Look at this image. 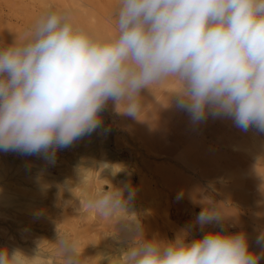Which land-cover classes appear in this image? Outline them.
<instances>
[{"label": "clouds", "instance_id": "1", "mask_svg": "<svg viewBox=\"0 0 264 264\" xmlns=\"http://www.w3.org/2000/svg\"><path fill=\"white\" fill-rule=\"evenodd\" d=\"M115 20V33L105 35L49 7L23 36L0 42V151L54 159L100 127L109 101L139 118L141 91L172 78L175 105L193 123L229 118L264 133V0H118ZM135 194L130 185L89 193L87 206L102 218L119 214L116 232L130 234L108 264H258L244 231L190 240L184 228L170 240L147 238L128 211ZM84 209L80 200L78 215ZM223 219L208 200L195 223ZM56 244L64 264H82L77 238L59 233ZM27 259L0 249V264Z\"/></svg>", "mask_w": 264, "mask_h": 264}, {"label": "rangeland", "instance_id": "2", "mask_svg": "<svg viewBox=\"0 0 264 264\" xmlns=\"http://www.w3.org/2000/svg\"><path fill=\"white\" fill-rule=\"evenodd\" d=\"M117 3L0 0V42L7 45L23 36L49 7L67 10L78 24L112 35ZM178 86L172 78L153 85L154 92L143 89L139 118L118 112L112 101L107 103L102 112L113 127L109 148L116 154L105 158L102 167H97L99 155L91 150L95 139L87 138L92 134L66 147L63 159L56 153L54 159H62L64 165H54L43 155L19 152L17 157L21 155L24 162L6 160L8 165L0 158L4 179L10 175L24 182L23 193L13 192L7 201L0 196V249L15 250L3 242L17 247L30 258L25 264H64L56 242L59 233H67L79 241L82 264H108L109 256L129 245L130 234L116 232L121 227L120 222L116 225L119 214L102 218L89 208V193L130 185L136 194L128 211L147 238L170 240L184 228L189 230L190 240L208 231H244L250 251L260 256L258 264H264V239H257L264 232V139L253 141L251 129L255 128L243 131L229 118L209 116L193 123L189 114L175 105L171 92ZM112 165L118 168L112 169ZM38 166L59 177H44ZM178 193L182 198H177ZM21 200L24 206L18 208ZM80 200L85 209L78 215ZM208 200L224 219L201 228L195 219Z\"/></svg>", "mask_w": 264, "mask_h": 264}, {"label": "bare ground", "instance_id": "3", "mask_svg": "<svg viewBox=\"0 0 264 264\" xmlns=\"http://www.w3.org/2000/svg\"><path fill=\"white\" fill-rule=\"evenodd\" d=\"M77 6H79V4L77 5ZM79 17V16H78ZM105 109V108H104ZM104 111V110H103ZM104 114H106V113H103V112H101V118H102V124L100 125V127L99 128H97L94 132H92L91 134H92V136H89V137H87V138H91L90 140H92V138H94L95 140H93L92 142L91 141H89V142H91L93 145L91 146V150L94 152V153H97V155H99V157L98 156H96V154H94L96 157H98V159H97V167H100L99 165H101V167H102V165H105L106 164V162H105V158H110V157H114L115 156V152H112V150L109 148V144H110V142L112 141L111 140V136H112V132L110 131V130H112V125H111V127H110V124H109V122H111V121H107L106 120V118H105V116H104ZM107 115H109V114H107ZM110 116V115H109ZM107 117V116H106ZM109 119L111 118V117H108ZM115 128V127H114ZM252 130V137H251V139L253 140V141H256V142H258V141H262V139H264V136H262L261 134H260V132L258 131V130H253V129H251ZM262 136V137H261ZM262 142H264V141H262ZM220 146V145H219ZM235 147V146H234ZM65 151H66V149L65 148H63V149H60V150H58L57 151V153L62 157V159L65 157V155H63L64 153H65ZM251 152V151H250ZM0 153H1V161H2V163H4V164H8V163H5L6 162V160H14V159H18V160H20L21 162H24L25 161V158L23 159V158H21V155H20V158H18L17 157V154H18V152H10V151H8V152H4V151H0ZM90 153H92V152H90ZM20 154V153H19ZM81 155V154H80ZM92 156H94L93 154H91ZM64 156V157H63ZM78 156H79V154H78ZM117 156V155H116ZM77 158V157H76ZM62 159H57V158H55V159H52V163L54 164V165H64L65 163L64 162H62L63 160ZM78 159H79V157H78ZM70 161V160H69ZM92 161V160H91ZM91 161H88V164H90L91 163ZM66 162V161H65ZM10 164V163H9ZM8 164V165H9ZM3 165V164H2ZM2 165H1V163H0V196H1V194H2V198H4L6 201H7V196H10V194L11 193H13V192H21V193H23V190H24V187H23V181L20 179V178H12L10 175H8L5 179H4V177H5V175H4V173H3V171H2ZM115 165V164H114ZM113 166V165H112ZM111 166V167H112ZM116 168H118V166L117 167H112V169H116ZM36 169L38 170V171H41L42 173H43V175H44V177H55V178H57V176H58V174H53V173H51V172H47V170L46 169H44L43 167H40V166H38V167H36ZM6 171V170H5ZM63 171H65L64 169H63ZM116 171V170H115ZM60 175V174H59ZM64 175V174H63ZM62 176V175H61ZM59 177V176H58ZM88 179V178H87ZM86 181V180H85ZM87 182V181H86ZM88 182H90V181H88ZM25 184H27V183H25ZM64 185H66V184H63V186ZM62 186V185H61ZM86 186V185H85ZM84 193V192H83ZM21 199V198H20ZM24 199V198H23ZM4 200V201H5ZM3 201V200H2ZM5 201V202H6ZM29 202V201H28ZM7 203V202H6ZM2 204V203H1ZM6 205V204H5ZM24 206V203L22 202V200L21 201H18V204H17V207L18 208H21V207H23ZM0 229H2V228H0ZM5 231V233H6V230H4ZM0 233H3V231L2 232H0ZM12 233V232H11ZM17 233H19V234H21V232H17ZM11 236V237H14L12 234H10V233H8V236ZM18 235V234H17ZM19 236V235H18ZM3 245H6V246H8V247H10V248H12V249H17V247H15V246H11V245H9L8 243H2ZM13 245H16V243L13 241V243H12ZM117 244V243H116ZM119 245V244H118ZM20 250V249H19Z\"/></svg>", "mask_w": 264, "mask_h": 264}]
</instances>
